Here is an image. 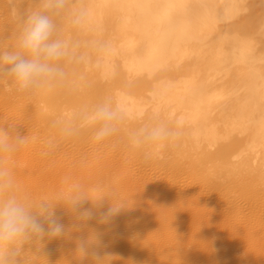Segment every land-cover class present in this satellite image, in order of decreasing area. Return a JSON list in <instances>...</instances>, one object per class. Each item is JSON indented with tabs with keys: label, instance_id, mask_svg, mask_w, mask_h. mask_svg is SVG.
<instances>
[{
	"label": "bare ground",
	"instance_id": "6f19581e",
	"mask_svg": "<svg viewBox=\"0 0 264 264\" xmlns=\"http://www.w3.org/2000/svg\"><path fill=\"white\" fill-rule=\"evenodd\" d=\"M86 2V28L58 20L91 57L75 66V90L28 96L0 81V123L35 137L10 162L26 191L55 202L68 177L104 200L84 203L97 212L88 221L57 205L65 235L25 245L22 264H91L77 243L93 237L103 264H264V0ZM15 3L0 0V47L16 44V17L35 7ZM93 40L112 45L99 62ZM104 98L126 128L164 122L178 136L147 163L123 131L95 143L85 130L41 155L52 118Z\"/></svg>",
	"mask_w": 264,
	"mask_h": 264
},
{
	"label": "clouds",
	"instance_id": "9594fccd",
	"mask_svg": "<svg viewBox=\"0 0 264 264\" xmlns=\"http://www.w3.org/2000/svg\"><path fill=\"white\" fill-rule=\"evenodd\" d=\"M35 7L27 14L16 17L19 33L12 47H0V81L17 93L35 95L61 87L75 90L71 78L75 66L87 64L91 57L81 50L78 42L60 35L58 20L67 18L76 29L88 26L92 12L86 0H33ZM10 9L16 7L10 0ZM90 47L97 53L98 62L111 51L106 40H93ZM127 113L111 98L101 99L71 112L56 115L50 121L52 134L44 141L42 156L54 154L61 142L79 136L87 130L95 143L110 140L122 131L127 145L143 154L147 163L155 151L175 141L178 132L164 122H147L138 127L126 128ZM35 137L24 135L12 122L7 127L0 123V264H22L21 254L25 245L39 242L45 237L59 238L65 235V226L56 216L55 208L63 205L78 221L93 219L96 208H85L84 203L93 199L80 183L69 182L57 201L48 198L34 199L16 177L12 159ZM93 191L99 190L97 188ZM125 206V201L111 203L107 212L101 213L107 222ZM81 258L91 257V264H103L96 239L89 238L77 243Z\"/></svg>",
	"mask_w": 264,
	"mask_h": 264
},
{
	"label": "rangeland",
	"instance_id": "374dc122",
	"mask_svg": "<svg viewBox=\"0 0 264 264\" xmlns=\"http://www.w3.org/2000/svg\"><path fill=\"white\" fill-rule=\"evenodd\" d=\"M28 96H29V95H28ZM30 96H31V95H30ZM27 99H30V98L27 97ZM27 101L29 102L30 100H27ZM23 179H24V180H23ZM23 179H22V180H23L24 182L21 180V181H20V184L22 185V183H23V184L25 183V184H24L25 186H23V185H22V186L25 187L24 189L26 190V189H27V186H28V184L26 183V180H27V179H26L25 177H24ZM27 181H28V180H27ZM32 197H33V196H32ZM33 198H34V197H33ZM34 199H35V198H34Z\"/></svg>",
	"mask_w": 264,
	"mask_h": 264
}]
</instances>
